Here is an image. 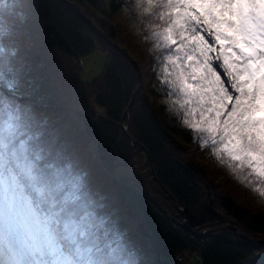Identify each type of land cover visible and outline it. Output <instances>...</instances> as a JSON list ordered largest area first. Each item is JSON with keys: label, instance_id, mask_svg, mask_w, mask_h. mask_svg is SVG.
Listing matches in <instances>:
<instances>
[{"label": "trees", "instance_id": "trees-1", "mask_svg": "<svg viewBox=\"0 0 264 264\" xmlns=\"http://www.w3.org/2000/svg\"><path fill=\"white\" fill-rule=\"evenodd\" d=\"M70 1L142 67L124 124L149 152L156 179L146 152L120 126L138 82L134 66L64 1L0 0V95L46 122L34 130L51 141L53 162L67 180L80 184L96 228L125 233L139 264H194L193 254L200 264H264V196L255 191L264 184L204 148L197 161L182 155L200 141L183 124L178 88L163 82L174 79L162 72L167 50L151 48L163 9L147 15L142 0ZM94 51L105 58L87 79L82 58ZM169 104L178 124L167 121Z\"/></svg>", "mask_w": 264, "mask_h": 264}, {"label": "snow or ice", "instance_id": "snow-or-ice-1", "mask_svg": "<svg viewBox=\"0 0 264 264\" xmlns=\"http://www.w3.org/2000/svg\"><path fill=\"white\" fill-rule=\"evenodd\" d=\"M140 6L147 15L163 9L152 36L167 50L162 72L174 79L163 82L183 96L187 130L210 156L264 184V0ZM45 125L0 95V264H139L125 233L102 235L91 221L80 184L67 180L51 141L34 130Z\"/></svg>", "mask_w": 264, "mask_h": 264}, {"label": "water", "instance_id": "water-1", "mask_svg": "<svg viewBox=\"0 0 264 264\" xmlns=\"http://www.w3.org/2000/svg\"><path fill=\"white\" fill-rule=\"evenodd\" d=\"M64 1L66 4H68L69 6H71L89 25L90 27L99 35L101 36L109 45H111L112 47H114L115 49H117L119 52H121L131 63L132 65L134 66L135 70H136V73H137V76H138V82L137 84L135 85L132 93H131V96H130V99L125 107V110L121 116V120H120V126L124 132V134L129 138V140L132 142V143H135L137 144L138 146H140L147 154L149 160H150V155H149V152L147 151V149L138 141L136 140L134 137H132L130 135V133L128 132V129H127V126L126 124H124V117L128 114V111H129V108L132 104V102L134 101L140 87H141V83H142V67L138 64V62L133 59L130 54L124 50L122 47H120L115 41H113L102 29L101 27L87 14L85 13L78 4H76L75 2L73 1H70V0H62ZM150 165L152 167V171H153V177L154 179H156V175L154 174V170H153V166H152V162L150 160ZM179 210L180 212L183 211V208L179 207ZM182 225L184 227L187 226L186 224V220L184 219L183 222H182ZM224 227H229V228H233L232 224H226V225H222ZM207 230H202L201 233H205ZM237 231V234L241 237H244V238H247L249 239L244 233H242L239 229H236ZM250 240V239H249Z\"/></svg>", "mask_w": 264, "mask_h": 264}, {"label": "rangeland", "instance_id": "rangeland-1", "mask_svg": "<svg viewBox=\"0 0 264 264\" xmlns=\"http://www.w3.org/2000/svg\"><path fill=\"white\" fill-rule=\"evenodd\" d=\"M149 39L151 40V48L153 50H157L161 48L157 46L154 37L152 36V32L149 34ZM104 58L105 55L100 51H94L82 58V63H83L82 66H83L85 78L91 79L92 77H94L96 74L99 73V71L102 68ZM166 112H167V121L169 124L175 125L180 122L181 117L174 106L170 104L167 105ZM200 154H201V147L199 142L196 140L191 145L185 146L184 150L182 151V155L188 157L192 161H197L198 156ZM190 261L193 262L194 264H200L195 254L190 256Z\"/></svg>", "mask_w": 264, "mask_h": 264}, {"label": "built area", "instance_id": "built-area-1", "mask_svg": "<svg viewBox=\"0 0 264 264\" xmlns=\"http://www.w3.org/2000/svg\"><path fill=\"white\" fill-rule=\"evenodd\" d=\"M91 120H96V117L91 115Z\"/></svg>", "mask_w": 264, "mask_h": 264}]
</instances>
